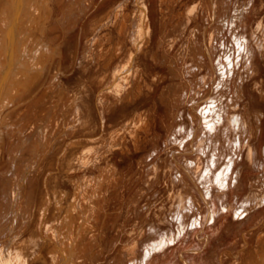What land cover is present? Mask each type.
Wrapping results in <instances>:
<instances>
[{
  "label": "bare ground",
  "instance_id": "bare-ground-1",
  "mask_svg": "<svg viewBox=\"0 0 264 264\" xmlns=\"http://www.w3.org/2000/svg\"><path fill=\"white\" fill-rule=\"evenodd\" d=\"M147 1L55 0L61 14L66 12L68 23H63L62 29L65 16H56L48 32L62 29L71 34L78 29L70 42L73 64L69 75L65 71L64 39L55 34L50 44H44L41 36L33 35L34 30L45 34L53 16L51 0H0V185L4 184L0 189V264H34L44 258L46 249L52 257L49 264H145L150 247H143L141 257L131 260L127 257L135 244L133 239L132 243L123 240L124 227L110 234L123 216L125 204L127 220L133 219L135 230L141 233L145 225L151 236L162 225L169 226L166 231L171 232L178 218L182 219L176 225L179 236L200 227L193 246L176 251L166 264H205L199 254L208 243L205 229L212 223L211 192L220 193L222 209L227 208V192L243 175L236 164L245 154L246 164L254 166L258 156L264 155V145L256 144L264 130V113L250 109V103L244 104V112H238L247 96V80L253 82L255 92L264 101V80L253 79L262 71L258 58L264 57V16L247 31L256 0L238 4L234 0L232 15L231 0H184L182 21L176 25L181 0H161L155 28ZM130 4L132 9L127 13ZM227 26L232 39L229 42L224 40ZM101 27L107 31L106 39H88ZM171 32L177 37L184 35L181 44L170 39ZM232 49L237 57L229 67H218ZM83 55L88 58L81 66ZM158 67H165L167 75L163 77ZM95 74L99 76L91 92L86 84ZM165 77L179 82L169 86L171 93L168 87L161 94L163 116L153 102L93 145L72 151L75 138L90 131L93 124H102L105 115L116 116L125 105H135L146 94L147 78L157 86ZM216 78H221L219 90H206ZM222 96L227 116L222 146L212 156L208 147L202 146L204 150L196 155L203 127H210L214 121ZM184 108L190 110L187 120L191 137L183 144V140L175 142L174 135L186 130L181 113ZM158 123L167 128L164 138L156 128ZM172 124L178 129L171 130ZM27 130L21 139L20 132ZM141 131L149 136L145 139L152 148L150 155L157 153L153 150L159 148L160 139L166 144L163 165L155 163L147 168L152 174L144 177L137 170V175L130 176L128 167L117 170L109 166L97 172L100 181L97 176L79 175L73 180V197L66 209L63 203L67 191L55 195L47 185L42 193L41 182L36 196L30 195L35 174L41 176L50 164L57 171L61 164L68 176L86 172L113 151L129 152L128 137L138 149L143 142ZM25 156L37 160V167L33 168L30 161L20 163ZM262 168L251 186L264 195ZM125 190L129 196L124 199ZM111 202L116 205L113 211ZM258 202L264 204V196L234 210L236 216L247 215L250 205ZM56 210L61 211L63 219L61 215L53 220ZM192 211L193 219L188 221ZM262 225L264 215L240 234V246L219 254L218 264H224L227 258H233L234 264H264V233L257 237V249L252 250L248 241L253 230Z\"/></svg>",
  "mask_w": 264,
  "mask_h": 264
},
{
  "label": "rangeland",
  "instance_id": "rangeland-1",
  "mask_svg": "<svg viewBox=\"0 0 264 264\" xmlns=\"http://www.w3.org/2000/svg\"><path fill=\"white\" fill-rule=\"evenodd\" d=\"M233 1L234 0H231V5H230L231 10L229 9V12L231 13L230 15H232L234 12V8H232L233 4H234V3L232 4ZM235 1H237L236 3L238 4V3H241L245 0H235ZM160 2H161V0H149V1H147L148 6L151 5L149 8L151 9V11H150L152 14L151 18H154L155 28H156L155 23H156L158 17L160 16V11H159V6H158L160 4ZM182 2H184V0H181V2L177 6L178 14L176 15V17L174 19V24H176V25H179L182 21V16H183L182 10H181V8H182L181 3ZM54 4H55V0H51V5H52L51 8L53 9V14H52L53 16L50 19V21L47 23V29L45 30V34L42 36L40 31L34 30L33 35H34V38H36L37 36H41L43 38L44 44H50V38L53 36H56V35L61 36L64 39L63 40V42H64L63 43V53H64V58L67 59L65 61V65H66L65 71L67 74L70 75L71 66L73 64V62L71 63L72 60L70 58L71 53L73 51L71 46H70V42H72V40H74L75 36L78 33V29L76 31L74 30L73 32H71V34L70 33L65 34V32L62 29L68 23V21H66L68 19L65 16L66 12L63 11L65 15L61 14L59 9H57ZM131 9L132 8H131V4H130V7H129V10H127V13H130ZM56 10H57V12H56ZM63 10H65V9H63ZM59 13H60V15H59ZM1 14H2V12L0 11V15ZM254 14H253L254 17H252V20H251L252 22H250L248 24L247 31H250L251 25H253V27L256 26V22L264 16V0H258V1L256 0L254 2ZM62 15H63V17L64 16L65 17L62 19L61 31H58L60 33H58V32L49 33L48 28L51 26V24H54L52 22H54V19L56 18V16L61 17ZM229 22L230 21H228V23ZM63 23H65V25ZM228 26L225 29L226 33L224 32V40L225 41L227 40L229 42L232 39L230 40V38H229L230 36L228 35L230 33L229 32L230 27H228ZM97 33L99 35H97ZM106 34H107L106 29L101 27V29H98L95 32H93V34L89 35L88 39H90L91 37H94L95 39H98V40H101L102 37H104V39H106ZM182 36H184V35H182ZM182 36L177 37L175 34H173L171 32L170 39L179 45L182 43V40H181ZM84 40L85 39H82V43L84 42ZM121 41H122V37H121ZM82 43H81V46L83 45ZM120 45H121V43L119 44V47H120ZM81 46H80V51H81ZM87 51L90 52L89 46H87ZM233 57H237V55H236V53L234 55V52L232 49L229 52V55H227V57L223 61V63H218L217 66L221 67L224 64H226L229 67ZM259 57L260 58H258V63L260 65V67L262 66V68H261L262 71L258 72V74L253 79L260 82L261 80H264V66H263L264 57H261V56H259ZM87 58L88 57H85L83 55V58L81 59L79 64L81 66H84ZM157 71L163 77L165 75H167L165 67L164 68L158 67ZM93 72H96V70L95 71L93 70ZM100 73H101V71H100ZM98 76H99L98 74H95L93 76V78L88 79V81H87L86 85L89 88H91V90H92L91 92H93V89H95V84H96V80H97ZM1 77L2 76H0V78ZM220 79L221 78H216V80H213L212 82H210L208 84V87L206 90H213V93H215L214 91H218L220 84H221ZM151 81L152 80L149 78L146 79V82H145V91H146L145 93L146 94H144V96H142L139 99V101H138L139 103L137 102L135 105H133V104L125 105L126 107H123L120 110V113H122V115L120 113H118L116 116H106L105 115L103 118L102 124H100V123L99 124L96 123L95 125L93 124V126H92L93 130L91 129L90 131H88L85 134H81V135L79 134L75 138L76 140H74L76 142H74L72 145L67 144V148H71L70 147V145H71L72 147H74L72 151H79L81 148L85 147V145L86 146L89 144L93 145L94 143L99 141L104 135L105 136L108 135L113 130V128L120 126L123 122H125L126 120H128L132 116H135L137 113L141 112L144 108L151 106L153 102H156L158 104V111L160 112L159 114H160V116H163L165 114V108L162 104H160V101L163 97V96H161V94L170 85L172 86L173 82H175L177 84L179 82V80L173 81V80L165 77V80L162 82H159L157 84V86L155 83H153ZM249 81L247 80V83L249 84V86H246V89L248 88L246 99L244 101L240 102L241 105H240V109H238V112L239 113L244 112V104L246 103L248 105L250 103L249 104L250 109H252L253 111H262L264 113V101L262 102L261 99L259 98L258 94L255 92V90L253 88V82L252 81L249 82ZM153 87L155 89L151 92L150 90ZM170 87L168 88V93L172 92ZM224 95H225V93H224ZM168 97H170V96H168ZM89 102L92 104V107L95 106L93 96H91ZM224 104H225V96H222L221 100L219 102V105H218V111L216 113V117L211 124L212 126L210 125V127L209 126L205 127L203 124H201V126H204L203 127L204 128V130H203L204 135L201 138V140H199V144H198L199 147H198L197 153H195L196 155L201 153V151L204 150V147L201 148L202 146L208 147L207 150L209 151V156L210 155L212 156L213 152L222 146L221 144H222V141L224 139L223 126L227 123V116H226V110H225ZM40 105H42V104H39L38 107H40ZM121 111H123V112H121ZM189 111H190L189 109H185V108L181 110V113L183 112L182 113L183 118L185 119V125H184L185 127L184 128H186V130L184 132L182 131L180 134L176 133L174 135V141L177 143L180 140H183V144L185 142L188 143L190 141V137H191L190 136L191 126L190 125L191 124L187 120V115L189 114ZM105 113H106V111H105ZM104 127H105V129H104ZM177 127H178V125L174 126L172 124L171 130L172 129L173 130L178 129ZM156 128L162 134V136L164 138L165 135L167 134V131H166L167 128H165L164 125L161 126L160 123H158L156 125ZM28 131L29 130H27L25 133H23V131H21L19 134L20 138L23 139L25 137V135L28 134ZM84 135H85V137H84ZM140 136H142L141 141H143V142H141V144L139 145L140 147L138 149L134 145L133 141H131V138L128 137L127 143H128V147L130 149L129 152L128 151L120 152V150L113 151L112 153H109L106 157H102L94 167L90 168L89 170H86V172L85 171L79 172L78 174H76L74 176H73V174H69V176L66 175L64 173V170H62L61 164H60V170L59 171L53 170V167L50 164L44 174L41 173L42 175L39 177L37 176L38 173L35 174L36 177H35V181L32 183L33 189L30 192V195L33 197L36 196L35 190H37L39 183H41V182H43L42 186H41L42 193L46 192V186L47 185L50 186L51 191L54 192L55 195H59L61 191H63V192L67 191L68 197L65 199V202L63 203V206H65V209H66L67 206L69 205L70 201L72 200V197H73V191H74V187H75L73 180L75 177H79V175L97 176L98 181H100L101 176L97 172H99L101 167L104 168V167H109V166H112L117 170H121L123 168L128 167L129 168L128 173H130L129 174L130 176L131 175H137V173H135V171H137V170L138 171L141 170V175L144 177L152 174L151 169H150V171H148L150 167H152L153 165L155 166V163L159 164L160 166L163 165L162 160L164 158H166L164 156V153H163L164 149L166 147V144L165 145L163 144V138L160 139L159 143H158L159 148H156L155 150H153L157 153L153 156V155H150L152 151H149V149H152L151 145H149L150 143L147 142L145 139V138H149V136L147 134L143 133L142 131L140 132ZM77 139H79V140H77ZM143 143H144V145H143ZM256 144H257V146L264 145V130L262 132V137H260L258 139V141H256ZM145 146H146V148H145ZM141 147H142V149H141ZM199 148H200V150H199ZM166 154H167V152L165 153V155ZM244 156H245V154L243 155V157H241V160L236 164V168L240 167V170H242L243 175H241L242 177L240 176V178L238 180L239 183L237 182L236 186L231 187L229 189V191L227 192V195H226V199H224L225 203L228 205L229 208L227 207V208L222 209V195L220 193H217V192H211L210 206H211V212H213L211 214L212 215V223L209 224V226L205 229V235H207V237H208V243L205 246V248H203L204 251L201 252V255L199 254V256H201L203 263H205V264H208V263L209 264H218V256L223 250L230 248L232 246H235V247L240 246V240H239L240 234L243 231H245L246 229H249V227L253 223H255V221L258 218H260L261 216L264 215V204H260V202L250 205V208H252V209H250L251 211L250 210L248 211V213H247L248 216L246 214H244L243 216H241L242 217L241 218L239 216H236V212L234 211L236 209H240L241 207H243L247 202L254 200L255 197L258 196V198H260V197L264 196L262 191L259 192L255 189H253V187L251 186V183H253V181L256 180V178L258 176H260L262 173V170H263L262 167L264 166V155L261 153L260 156H258L259 159L257 158V161H256L254 166L252 165V163L246 164L247 159ZM55 158L57 159L56 156H55ZM25 161H30V164L33 166V168L37 167L38 161L33 159V158L25 156L20 161V163L21 162L23 163ZM148 165H149V167H148ZM220 167H222V166H220ZM147 168H148V170H147ZM97 169H98V171H97ZM40 170L42 171V167L39 168V171ZM56 176H58L57 179L55 178ZM211 179L212 178H210L208 180L209 184L212 183ZM29 185H30V183H29ZM3 186H4V184H1L0 189ZM109 189H110V187H109ZM212 194L213 195L215 194L214 197L212 196ZM122 196L125 199L129 196V194L125 190L124 194ZM250 199H252V200H250ZM53 201H54V203L56 202L55 199ZM207 206H209V201L207 202ZM125 207H126V204H125L124 208L122 209L123 216L120 218V220L117 223V226L113 228V230H112V232H110V234H115L119 228L124 227V235H123L124 239L123 240H125V241L129 240L128 242L130 243L131 240L133 239L132 241L134 242L135 246L133 245L132 250L129 251V254L127 257L128 259H131V260L139 259L141 257V255L144 253L143 250L146 247H150V249H152V251H151V254L146 257V263L145 264H166L172 260L176 251L189 249L195 243V238H194L195 233H197L200 230V227L196 226V227H194L193 231L192 230L186 231L183 235L179 236L178 230H176L177 229L176 225H179L181 223L182 219L180 220L178 218V222H180V223H178V222H176L177 224L173 223V226L170 227L172 230L171 232H168V230L166 231V228H168L169 226L166 227V226L162 225L160 227V229L158 231H156V234L151 236V235H149V230L147 229L148 228L147 225L144 226V228L146 230L144 229L143 233L139 232L138 230H135V226L133 225V221H132L133 219H130V217H129V219L127 220V218H128V217H126L127 207L126 208ZM115 208H116V205L113 202H111L110 203V210L113 211ZM216 209H217V211H215ZM224 209H225V211H223ZM219 210H220V212H219ZM233 212H235V214H233ZM194 213H195V211L194 212L192 211L189 214L188 221L193 219V217H191V216H194ZM61 215H62V219H63V214H61V211L58 212L56 210L54 212L53 220L61 217ZM238 217L241 218L242 220L238 219ZM244 218H246V219H244ZM134 219H135L134 222H136V218H134ZM239 221H241V223ZM253 231H255L252 233L254 236L251 234L252 236L250 238H248V241L250 244V248L252 250H255L258 248V246H260L258 244L259 241H258L257 237H259V235L261 233L262 234L264 233V225L256 228ZM168 233L169 234L172 233L173 235L172 234H171L172 236L167 235ZM158 244H159V246H158ZM32 247H35V246H32ZM143 247H144V249H143ZM261 250L264 251V245L261 246ZM44 255H45L44 258L36 260L34 262V264H36V263L37 264H49V262L52 259V257L50 256L49 249H46ZM23 258H24V256H23ZM30 263H31V261L29 262V264ZM224 264H234V259L233 258L232 259L227 258V260L225 261Z\"/></svg>",
  "mask_w": 264,
  "mask_h": 264
}]
</instances>
